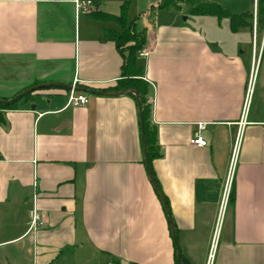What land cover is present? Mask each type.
Segmentation results:
<instances>
[{
	"label": "crops",
	"instance_id": "1",
	"mask_svg": "<svg viewBox=\"0 0 264 264\" xmlns=\"http://www.w3.org/2000/svg\"><path fill=\"white\" fill-rule=\"evenodd\" d=\"M90 1L113 16L124 4ZM152 7L137 60L161 151L159 192L143 163L137 101L75 90L88 102L67 106L69 89L57 85L116 84L123 58L107 33L118 21L74 0H0V98L41 85L0 111V247L15 245L31 264H175L174 232L187 264H209L241 127L210 264H264V38L249 56L222 49L185 24H155ZM200 123L205 147L189 143Z\"/></svg>",
	"mask_w": 264,
	"mask_h": 264
},
{
	"label": "trees",
	"instance_id": "2",
	"mask_svg": "<svg viewBox=\"0 0 264 264\" xmlns=\"http://www.w3.org/2000/svg\"><path fill=\"white\" fill-rule=\"evenodd\" d=\"M256 1V10L254 18V5ZM170 1H163L161 4L155 7V9L163 8L170 5ZM252 10L241 15L231 14L227 10L222 9L219 5L209 2H199L197 0H191L192 8L190 12L192 14H208L214 15L219 18H229L231 23V29L236 31L239 28H244L250 30L253 34L254 28L257 30H263L264 28V0H251ZM127 2L122 6L121 14L119 16H113L105 14L100 10H93L92 15H97L100 18H109L117 20L121 26V30L109 31L107 33V38L114 40L119 53L123 58V64L121 68V77L117 80L116 84L112 87H107L101 89L102 91L108 92H120L127 90H135L140 99L141 113L143 119V127L141 125V116L139 114V124L141 132V144L142 142V130L147 141V153L149 158L150 167L155 178V182L158 184V180L155 176L153 170V160L161 156L160 146L157 144L156 140V128L151 123L152 116V102L149 97V84L143 79L144 68L142 65L138 64L137 56L138 52L147 46V31L145 29L137 30L134 25H128L127 21ZM255 19V21H253ZM256 30V31H257ZM95 89V88H93ZM31 93H28L24 98H29ZM135 101L137 98L134 94H130ZM138 106V104H137ZM15 102L10 104L0 103V111L7 109H14ZM3 116L0 114V122L3 121ZM145 163V160L143 161ZM159 186V185H158ZM183 264H187L186 259L182 256ZM116 264H121V262L116 261ZM138 264V263H130ZM175 264H178L177 255L175 252Z\"/></svg>",
	"mask_w": 264,
	"mask_h": 264
},
{
	"label": "rangeland",
	"instance_id": "3",
	"mask_svg": "<svg viewBox=\"0 0 264 264\" xmlns=\"http://www.w3.org/2000/svg\"><path fill=\"white\" fill-rule=\"evenodd\" d=\"M166 0H123L127 2V19L128 25H134L137 30L144 29L145 17L144 12H149L152 6H158ZM170 1L169 6L161 9L152 10V16L155 24L160 25H181L185 24L192 30L198 32L199 35L206 38L212 45L220 43L222 49L232 48L234 51L244 52L250 55L252 40L264 38L263 30H253V34L248 29L239 28L236 31L231 29V21L229 18H219L208 14H192L191 0H167ZM199 2H209L219 5L222 9L227 10L231 14L241 15L252 10L251 0H197ZM118 4H116V11ZM122 9V7H121ZM151 12V11H150ZM149 12V13H150ZM255 18V5H254ZM255 21V19L253 20ZM257 30V31H256ZM226 44H229L227 47ZM259 69V68H258ZM264 69V64L262 69ZM261 81V78H260ZM24 259L25 264H31V257L28 254L19 253L15 245L0 247V264H18ZM28 260V261H27ZM102 264H106V261Z\"/></svg>",
	"mask_w": 264,
	"mask_h": 264
},
{
	"label": "built area",
	"instance_id": "4",
	"mask_svg": "<svg viewBox=\"0 0 264 264\" xmlns=\"http://www.w3.org/2000/svg\"><path fill=\"white\" fill-rule=\"evenodd\" d=\"M75 6L78 11L82 10L84 13H89L93 10L94 4L92 1L87 0V1H82V0H74ZM75 87V86H74ZM249 100L250 96H247V101L245 104V109L243 113V119L246 118L247 112H248V106H249ZM88 102V99L84 93H78L75 91L73 88L72 90L68 91V103L67 106H84ZM205 128L204 123H200L198 130L194 132L193 136L189 139V143L193 146L197 147H205L207 146V141L204 139L202 136L200 130H203ZM241 140H242V132H241V127H239L238 133L235 138V142L233 145L232 153H231V159H230V164H229V169H228V174L226 176L225 180V185L223 189V194H222V199H221V205H220V215H219V222L215 231V237L213 238L211 249H210V254L208 258V262H210L213 259L214 255V250H215V245H216V239L217 235L220 229V219L223 216V212L225 210V207L227 205L231 190H232V184L234 180V175H235V168H236V163H237V158L241 146ZM39 221L38 215L34 212L32 216V224L35 225Z\"/></svg>",
	"mask_w": 264,
	"mask_h": 264
},
{
	"label": "water",
	"instance_id": "5",
	"mask_svg": "<svg viewBox=\"0 0 264 264\" xmlns=\"http://www.w3.org/2000/svg\"><path fill=\"white\" fill-rule=\"evenodd\" d=\"M97 8H98V6H96V9ZM255 10H256V1H255ZM57 85H59L61 87H65V88H67L69 90H72L74 88L75 90L85 91V92L92 93V94L117 95V96L118 95H124V94L125 95L134 94L136 96V98H137L139 114L141 116V125L143 127V119H142V113H141L140 99H139L138 93L135 90H127V91H120V92H106V91L104 92L102 90H96V89L87 88V87H85V88H77V87L70 86V85H65V84H57ZM40 87H41V85L37 86V87H32L30 89H27L26 91L18 94L16 97H14V98H12L10 100H4V99L0 98V103H3V104L13 103V102L17 101L18 99L24 97L26 94L30 93L31 91L35 90L36 88H40ZM142 142H143V154H144L145 164H146V167H147V170H148V174H149L150 180L154 184L155 182H154V179H153L152 170H151L150 163H149V158H148V153H147V141H146V137H145V134H144V130H142ZM154 187L157 190V192H159V189L156 187V184H154ZM161 200H162L164 206L166 207L165 200L162 197H161ZM173 239H174V241L176 243V246H177V261H178V264H183L181 249H180L179 243L177 241V238H176L174 232H173Z\"/></svg>",
	"mask_w": 264,
	"mask_h": 264
}]
</instances>
